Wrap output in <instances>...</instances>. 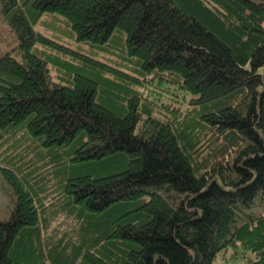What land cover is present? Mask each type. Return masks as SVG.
<instances>
[{
	"label": "trees",
	"instance_id": "16d2710c",
	"mask_svg": "<svg viewBox=\"0 0 264 264\" xmlns=\"http://www.w3.org/2000/svg\"><path fill=\"white\" fill-rule=\"evenodd\" d=\"M4 30L0 264H264V0H0Z\"/></svg>",
	"mask_w": 264,
	"mask_h": 264
},
{
	"label": "rangeland",
	"instance_id": "374dc122",
	"mask_svg": "<svg viewBox=\"0 0 264 264\" xmlns=\"http://www.w3.org/2000/svg\"><path fill=\"white\" fill-rule=\"evenodd\" d=\"M254 1H261V0H254ZM16 40L14 38L13 34H10V32L7 30L2 33L1 39H0V48L4 50H12L16 45ZM14 50L12 51V54H14ZM166 92H170L166 93ZM179 93H181L179 90H169L164 91L160 89V86L157 87V83L154 86H150V91L148 92V95L150 94V99L153 101L157 100L158 102L160 99L162 100V103H170L174 106H177V101L180 100ZM191 96L188 95L187 99H189ZM159 99V100H158ZM14 202H15V196L13 194L12 187L3 179L0 177V220L1 221H8L12 215L13 209H14ZM81 228L80 224L76 222L75 225L70 230H67L65 233H61V237L65 236V241L68 239H71L74 243H79L83 241L81 238ZM86 250L91 252H96L97 247L95 244L86 245L84 246ZM98 252V251H97ZM229 257V256H228ZM228 257H222L219 256L218 259L213 264H243L244 259L243 256L240 255L238 259L231 260ZM45 264H61L54 260V258L47 257V261H45ZM72 264H81L79 257H77L75 260H73Z\"/></svg>",
	"mask_w": 264,
	"mask_h": 264
}]
</instances>
